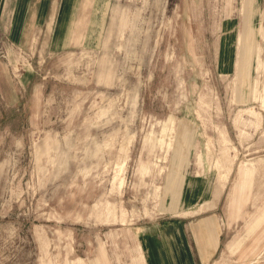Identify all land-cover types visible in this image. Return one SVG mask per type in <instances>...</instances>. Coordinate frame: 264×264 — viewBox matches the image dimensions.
I'll use <instances>...</instances> for the list:
<instances>
[{"label":"rangeland","instance_id":"374dc122","mask_svg":"<svg viewBox=\"0 0 264 264\" xmlns=\"http://www.w3.org/2000/svg\"><path fill=\"white\" fill-rule=\"evenodd\" d=\"M20 1L0 0V264H147L142 227L194 209L227 227L210 264H264V0H88L99 35L60 50L62 0L41 25Z\"/></svg>","mask_w":264,"mask_h":264},{"label":"crops","instance_id":"0c3cea01","mask_svg":"<svg viewBox=\"0 0 264 264\" xmlns=\"http://www.w3.org/2000/svg\"><path fill=\"white\" fill-rule=\"evenodd\" d=\"M52 2L21 0L20 15L27 12L32 15L34 24L41 25L47 22ZM89 11L88 0H62L51 41L53 48L60 50L74 44L95 41L103 24L95 7L90 17ZM22 23L21 32L26 28L27 21ZM233 200L234 196H231L230 207ZM223 220L218 213L200 209H194L189 215H177L168 221L155 219L140 230L138 247L144 248L142 251L147 264H210L219 255L224 243L227 227ZM236 239L240 240L238 236L229 239L226 252H229L230 245Z\"/></svg>","mask_w":264,"mask_h":264},{"label":"bare ground","instance_id":"6f19581e","mask_svg":"<svg viewBox=\"0 0 264 264\" xmlns=\"http://www.w3.org/2000/svg\"><path fill=\"white\" fill-rule=\"evenodd\" d=\"M250 40H251V39H250ZM252 40H253V38H252ZM251 42H252V41H251ZM251 42H250V43H251ZM250 46H251V45H250ZM249 48H250V47H249ZM250 49H251V48H250ZM254 50H255V49H254ZM170 121H171V120H170ZM182 181H183V179H182ZM178 183H179V181H178ZM182 207H183V206H182Z\"/></svg>","mask_w":264,"mask_h":264}]
</instances>
